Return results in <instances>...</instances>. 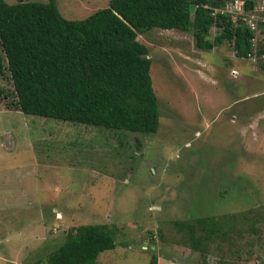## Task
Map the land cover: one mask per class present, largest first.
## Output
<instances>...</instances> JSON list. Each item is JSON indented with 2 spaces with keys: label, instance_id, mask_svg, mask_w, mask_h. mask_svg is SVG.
Listing matches in <instances>:
<instances>
[{
  "label": "rangeland",
  "instance_id": "1",
  "mask_svg": "<svg viewBox=\"0 0 264 264\" xmlns=\"http://www.w3.org/2000/svg\"><path fill=\"white\" fill-rule=\"evenodd\" d=\"M53 1L67 19L109 2ZM137 39L151 58L155 133L0 109V264H44L68 229L92 223L116 226V247L96 264H151L152 255L155 264L264 260L260 63L241 60L228 43L199 49L191 32L177 29L153 28ZM8 78L0 67L1 104L11 96ZM232 214L245 217L228 220L231 229L223 225L226 234L209 240L204 256L174 224Z\"/></svg>",
  "mask_w": 264,
  "mask_h": 264
},
{
  "label": "trees",
  "instance_id": "2",
  "mask_svg": "<svg viewBox=\"0 0 264 264\" xmlns=\"http://www.w3.org/2000/svg\"><path fill=\"white\" fill-rule=\"evenodd\" d=\"M225 1L109 0L85 18L67 19L53 0H0V67L12 85L11 96L0 109L155 133L160 112L151 58L137 36L153 28L177 29L191 32L199 49L228 43L237 56H244L250 51L252 31L241 19L233 22V13L220 12ZM260 25L264 31V23ZM213 27L217 30L209 39ZM259 66L264 73V63ZM241 217L244 214L209 215L174 224L187 233L183 238L187 245L204 256L207 242L231 229L228 220ZM116 244L115 225L71 227L43 263L96 264L98 255ZM155 263L152 255L151 264Z\"/></svg>",
  "mask_w": 264,
  "mask_h": 264
},
{
  "label": "built area",
  "instance_id": "3",
  "mask_svg": "<svg viewBox=\"0 0 264 264\" xmlns=\"http://www.w3.org/2000/svg\"><path fill=\"white\" fill-rule=\"evenodd\" d=\"M220 11L233 13V22L241 19L252 31L250 51L241 58L250 63H264V31L260 25L264 23V0H227ZM215 29L217 30L216 27ZM230 72L237 74L236 69H231Z\"/></svg>",
  "mask_w": 264,
  "mask_h": 264
},
{
  "label": "crops",
  "instance_id": "4",
  "mask_svg": "<svg viewBox=\"0 0 264 264\" xmlns=\"http://www.w3.org/2000/svg\"><path fill=\"white\" fill-rule=\"evenodd\" d=\"M250 47H251V46H250ZM234 57H235V56H234ZM238 57L241 58V56H238ZM241 60H243V59H241ZM231 69H232V68H231ZM237 75H238V70H237ZM237 75H236V76H237ZM236 76H235V77H236ZM255 82H256L255 84H257V83H262V84H264V80H260V81H257V80H256ZM233 86H235V85H233ZM214 90H215V91H218V89H214ZM230 90H231V89H230ZM230 90H229V91H230ZM234 90H235V87H234ZM238 90H239V89H238ZM226 91H228V90H226ZM258 92H259V91H257L256 93H258ZM263 93H264V91H263Z\"/></svg>",
  "mask_w": 264,
  "mask_h": 264
},
{
  "label": "clouds",
  "instance_id": "5",
  "mask_svg": "<svg viewBox=\"0 0 264 264\" xmlns=\"http://www.w3.org/2000/svg\"><path fill=\"white\" fill-rule=\"evenodd\" d=\"M226 1H227V0H226ZM226 1H225V2H226ZM221 9H222V8H221ZM221 9H220V10H221ZM220 12H221V11H220ZM221 13H222V12H221ZM215 31H216V30H215ZM234 54H235V53H234ZM235 55H236V54H235ZM236 56H237V55H236ZM237 57H238V56H237ZM241 57H242V56H241ZM259 65H260V64H259ZM232 69H234V68H232ZM230 70H231V69H230Z\"/></svg>",
  "mask_w": 264,
  "mask_h": 264
}]
</instances>
